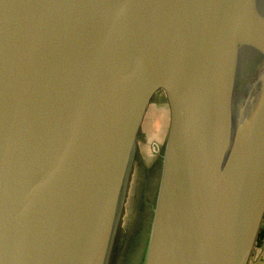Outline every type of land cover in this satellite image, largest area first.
<instances>
[{"label": "water", "instance_id": "obj_1", "mask_svg": "<svg viewBox=\"0 0 264 264\" xmlns=\"http://www.w3.org/2000/svg\"><path fill=\"white\" fill-rule=\"evenodd\" d=\"M161 93L137 264H249L264 221V0H0V264H110Z\"/></svg>", "mask_w": 264, "mask_h": 264}, {"label": "rangeland", "instance_id": "obj_2", "mask_svg": "<svg viewBox=\"0 0 264 264\" xmlns=\"http://www.w3.org/2000/svg\"><path fill=\"white\" fill-rule=\"evenodd\" d=\"M169 124V108L161 93L152 102L138 141L137 156L128 185L117 240L110 264H137L149 226L160 154ZM158 145L156 151L153 144Z\"/></svg>", "mask_w": 264, "mask_h": 264}, {"label": "crops", "instance_id": "obj_3", "mask_svg": "<svg viewBox=\"0 0 264 264\" xmlns=\"http://www.w3.org/2000/svg\"><path fill=\"white\" fill-rule=\"evenodd\" d=\"M262 229V237L257 242V246L252 253L249 264H264V221Z\"/></svg>", "mask_w": 264, "mask_h": 264}, {"label": "bare ground", "instance_id": "obj_4", "mask_svg": "<svg viewBox=\"0 0 264 264\" xmlns=\"http://www.w3.org/2000/svg\"><path fill=\"white\" fill-rule=\"evenodd\" d=\"M153 146L156 151L159 149L158 145H156L155 143L153 144Z\"/></svg>", "mask_w": 264, "mask_h": 264}, {"label": "trees", "instance_id": "obj_5", "mask_svg": "<svg viewBox=\"0 0 264 264\" xmlns=\"http://www.w3.org/2000/svg\"><path fill=\"white\" fill-rule=\"evenodd\" d=\"M262 230H263V229H261V232H260V235H259V239H261V237H262ZM259 239H258V240H259Z\"/></svg>", "mask_w": 264, "mask_h": 264}]
</instances>
